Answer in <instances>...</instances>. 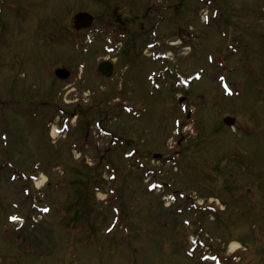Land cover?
<instances>
[{"label":"rangeland","instance_id":"1","mask_svg":"<svg viewBox=\"0 0 264 264\" xmlns=\"http://www.w3.org/2000/svg\"><path fill=\"white\" fill-rule=\"evenodd\" d=\"M0 264H264V0H0Z\"/></svg>","mask_w":264,"mask_h":264},{"label":"water","instance_id":"2","mask_svg":"<svg viewBox=\"0 0 264 264\" xmlns=\"http://www.w3.org/2000/svg\"><path fill=\"white\" fill-rule=\"evenodd\" d=\"M94 16L88 12L78 13L75 17V27L77 29L87 28L93 24ZM98 70L101 74L105 76H111L114 71V65L110 61H103L100 63ZM57 75L63 79H66L70 76V72L66 68H60L57 70ZM225 121L231 125L235 122V119L227 117Z\"/></svg>","mask_w":264,"mask_h":264},{"label":"bare ground","instance_id":"3","mask_svg":"<svg viewBox=\"0 0 264 264\" xmlns=\"http://www.w3.org/2000/svg\"><path fill=\"white\" fill-rule=\"evenodd\" d=\"M176 43H177V42H176ZM54 134H56V133H55V130H54ZM43 181H44V179H43V180H40V181L38 182V184H41ZM238 246H239V245H238L237 243H236V244H235V243L232 244V248H233L234 250H235L236 248H238Z\"/></svg>","mask_w":264,"mask_h":264}]
</instances>
